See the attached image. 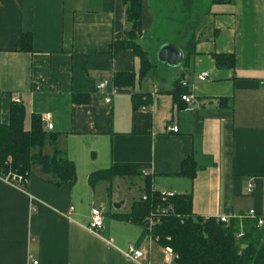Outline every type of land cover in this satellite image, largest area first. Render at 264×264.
Returning a JSON list of instances; mask_svg holds the SVG:
<instances>
[{
    "label": "crops",
    "instance_id": "obj_1",
    "mask_svg": "<svg viewBox=\"0 0 264 264\" xmlns=\"http://www.w3.org/2000/svg\"><path fill=\"white\" fill-rule=\"evenodd\" d=\"M152 26L143 0V49ZM130 27L125 0H0V122L20 98L25 129L33 114L52 123L77 171L60 187L38 172L26 188L0 176V264H167L151 257L143 224L125 217L141 195L129 201L124 185L143 190L146 176L157 191L191 193L198 216L264 212V0L210 4L187 60L170 66L149 54L144 77L132 49L114 52ZM174 41L159 47L184 51L186 39ZM116 73H133V84H116ZM184 80L197 102L179 108L174 90ZM187 158L193 177L180 174ZM112 166L141 175L92 184L93 172ZM93 208L103 213L100 231L89 226ZM130 244L145 257L130 260Z\"/></svg>",
    "mask_w": 264,
    "mask_h": 264
},
{
    "label": "trees",
    "instance_id": "obj_2",
    "mask_svg": "<svg viewBox=\"0 0 264 264\" xmlns=\"http://www.w3.org/2000/svg\"><path fill=\"white\" fill-rule=\"evenodd\" d=\"M185 2L186 17L191 18L194 28L188 35L189 27L183 30V38L186 39L185 61L189 57L191 46L194 43V31L200 22V11H195V0H182ZM234 0H210L212 3H227ZM127 4V20L131 27L126 30V36L114 43V52L120 49L130 48L135 55L140 57L141 72L144 77L154 68L148 53L138 41L142 33L143 0H125ZM209 4V5H210ZM200 18H199V17ZM198 18V19H197ZM185 20V18H184ZM182 18V22H184ZM181 22V23H182ZM189 36V37H188ZM182 37V35H181ZM28 34L22 38V48H25ZM175 42V41H174ZM217 56V61L222 64L223 56ZM228 64H234V56ZM114 81L118 85L133 84V73H116ZM188 93L180 82L174 90V100L179 108L187 104L182 99V94ZM26 109L22 102H12L10 109V121L0 122V176L9 174L22 175V182H15L27 187L28 179L36 172L39 175L60 187L66 183L73 184L77 177L76 165L68 157L67 151L60 145L61 134L45 128L41 116L33 114L31 128L25 129L24 121ZM51 150L48 151V148ZM195 162L193 158L184 160L181 175L194 176ZM141 175L136 168L130 166H112L93 172L90 175L92 184L101 180L112 181L117 177ZM145 187L139 199L135 200L132 209L126 214V218L139 224L145 223V217L152 214L157 220L152 228L153 237H158L155 242L161 247L171 246L178 255L175 264H264V230L256 226V222L245 219L221 222L215 217L198 216L193 213L191 193H173L163 199L160 191L152 187L151 176L145 177ZM146 194L144 200L142 195ZM166 211H161L163 209ZM241 225L245 235L237 239L236 234ZM145 233L147 229L144 227Z\"/></svg>",
    "mask_w": 264,
    "mask_h": 264
},
{
    "label": "rangeland",
    "instance_id": "obj_3",
    "mask_svg": "<svg viewBox=\"0 0 264 264\" xmlns=\"http://www.w3.org/2000/svg\"><path fill=\"white\" fill-rule=\"evenodd\" d=\"M210 0H195L193 7L195 11H200L199 15L202 17L204 11L209 6ZM148 9L151 15H153V26L149 33L145 34L142 43L147 49L148 56L150 54L151 58L155 57V53L161 42L166 40L178 41L182 43L183 30L189 27L188 35H191V29L194 28V24L191 21L193 14H190L188 18L185 12V2L182 0H147ZM199 17V16H198ZM199 17V18H200ZM184 20L182 22L181 20ZM198 19V18H197ZM182 22V23H181ZM149 29V28H148ZM182 35V37H181ZM189 37V36H188ZM150 58V57H149ZM169 68V67H167ZM128 187L124 185L123 192H126L128 200H133L136 196H140L142 193V188L136 183L132 185L128 192ZM151 257L157 258L159 260H164L165 253L159 244L153 242L151 244Z\"/></svg>",
    "mask_w": 264,
    "mask_h": 264
},
{
    "label": "built area",
    "instance_id": "obj_4",
    "mask_svg": "<svg viewBox=\"0 0 264 264\" xmlns=\"http://www.w3.org/2000/svg\"><path fill=\"white\" fill-rule=\"evenodd\" d=\"M208 78V72L204 71L201 72L199 74V79L201 80H206ZM107 81L104 80L102 82H100L98 84V89H104L107 86ZM183 86H186L187 81L184 80L182 81ZM182 99L186 102V104L188 105H193L197 102V99L195 98V96L192 93H184L182 94ZM106 102H110L111 98L110 97H106L105 98ZM15 102H21L20 98H15L14 100ZM46 124H47V128L48 129H52L53 128V124L50 123L49 121L45 120ZM169 129L171 131L177 132L179 130L178 126L176 125H172L169 127ZM7 178L10 182L15 183V182H22L24 180V178L22 177V175H17V174H9ZM249 187H252V185H250ZM173 194V192H161V195L163 196V199H166L167 196H171ZM142 198L144 200L147 199V195L143 194ZM167 209H163L161 211H166ZM237 219L242 222L245 219H251L254 220L256 222V226L260 229L264 230V212L260 213L258 212L256 209L251 208L239 215L236 216ZM103 213L99 208H93L92 212H91V221H90V228L95 230V231H100L102 229L103 226ZM217 219L221 222H225L228 223L231 218L228 216H218ZM157 222V220H155L153 213L148 214L145 217V223H144V227L147 229V235L148 237H150L152 240L156 241L158 240V237H153L152 235V228L154 226V224ZM245 235V231H244V227L243 225H241L240 230L237 232L236 237L237 239L242 238ZM263 244H264V237L262 239ZM164 253H165V260L167 264H174L175 260L177 259L178 255L175 253V251L173 250V248L171 246H165L162 247ZM146 255V251L143 250L140 247H137L135 244H130L129 250L126 252V256L130 259V260H136L139 261L141 260L143 257H145ZM36 262V261H34Z\"/></svg>",
    "mask_w": 264,
    "mask_h": 264
},
{
    "label": "water",
    "instance_id": "obj_5",
    "mask_svg": "<svg viewBox=\"0 0 264 264\" xmlns=\"http://www.w3.org/2000/svg\"><path fill=\"white\" fill-rule=\"evenodd\" d=\"M157 59L170 66H180L184 62L185 53L178 44L165 42L158 48Z\"/></svg>",
    "mask_w": 264,
    "mask_h": 264
}]
</instances>
